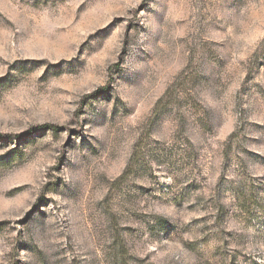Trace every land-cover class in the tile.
<instances>
[{
	"label": "rangeland",
	"instance_id": "1",
	"mask_svg": "<svg viewBox=\"0 0 264 264\" xmlns=\"http://www.w3.org/2000/svg\"><path fill=\"white\" fill-rule=\"evenodd\" d=\"M0 264H264V0H0Z\"/></svg>",
	"mask_w": 264,
	"mask_h": 264
},
{
	"label": "trees",
	"instance_id": "2",
	"mask_svg": "<svg viewBox=\"0 0 264 264\" xmlns=\"http://www.w3.org/2000/svg\"><path fill=\"white\" fill-rule=\"evenodd\" d=\"M51 129H52V130H54V128H53V127H52Z\"/></svg>",
	"mask_w": 264,
	"mask_h": 264
}]
</instances>
